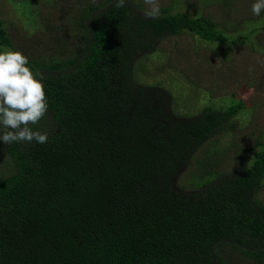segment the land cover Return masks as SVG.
Returning <instances> with one entry per match:
<instances>
[{"label": "trees", "instance_id": "1", "mask_svg": "<svg viewBox=\"0 0 264 264\" xmlns=\"http://www.w3.org/2000/svg\"><path fill=\"white\" fill-rule=\"evenodd\" d=\"M81 8L79 48L28 60L48 101L29 127L47 143L0 141V264H264V144L230 175L212 160L245 101L177 114L164 87L137 80L160 41L190 33L226 46L230 33L178 8L147 18L134 0ZM10 48L0 18V52ZM199 152L207 159L179 183Z\"/></svg>", "mask_w": 264, "mask_h": 264}, {"label": "rangeland", "instance_id": "2", "mask_svg": "<svg viewBox=\"0 0 264 264\" xmlns=\"http://www.w3.org/2000/svg\"><path fill=\"white\" fill-rule=\"evenodd\" d=\"M85 1L30 0L29 9H24L21 0H0V18L13 43V48L6 51H20L28 60L57 52L67 57L65 46L70 52L81 46L75 24ZM230 1L227 5L226 0H159L160 8H178L191 16L212 18L230 33L231 41L226 46L206 44L210 42L202 43L190 33H181L160 41L154 54L138 62L137 71L140 83L164 87L175 98L177 114H200L207 103L223 111L240 99L245 101L244 110L231 120V128L214 138L224 154L222 161L219 156L213 157L220 167L214 168L229 175L249 164L254 149L260 150L264 144V10L255 16L251 11L255 0ZM134 2L141 10H148L144 0ZM173 2L180 4L177 7ZM201 158L207 159L203 152L197 153L179 183L188 179L190 171L197 170V160ZM258 198L264 203V187ZM231 261L252 264L236 257Z\"/></svg>", "mask_w": 264, "mask_h": 264}, {"label": "clouds", "instance_id": "3", "mask_svg": "<svg viewBox=\"0 0 264 264\" xmlns=\"http://www.w3.org/2000/svg\"><path fill=\"white\" fill-rule=\"evenodd\" d=\"M126 0H115L123 8ZM147 18L160 16L159 0H144ZM264 10V0H255L251 11L259 16ZM28 57L20 51L0 52V141L47 143L48 135L32 131L30 124H37L48 111L47 94L42 75L37 79L27 66ZM251 70V69H250Z\"/></svg>", "mask_w": 264, "mask_h": 264}]
</instances>
